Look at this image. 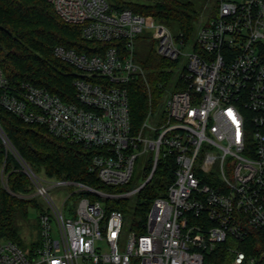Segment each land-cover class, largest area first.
Returning a JSON list of instances; mask_svg holds the SVG:
<instances>
[{
  "label": "built area",
  "instance_id": "2783aa9c",
  "mask_svg": "<svg viewBox=\"0 0 264 264\" xmlns=\"http://www.w3.org/2000/svg\"><path fill=\"white\" fill-rule=\"evenodd\" d=\"M47 1L99 46L88 54L52 48L75 72L74 100L28 81L10 83L0 70V106L92 148L87 170L103 185L125 186L106 190L36 171L0 128L2 164L10 153L27 190H9L2 164L0 185L40 203L35 242L22 248L0 238V264H201L203 251L227 237L264 230V0H216L215 12L186 38L106 0ZM143 31L171 63L165 83L155 84L156 102L134 59ZM139 83L146 108L133 124L128 92ZM140 155L141 180L134 183ZM161 159L171 164L168 175H155ZM143 187L153 190L143 230L121 240L124 214L104 205ZM243 257L235 251L233 264Z\"/></svg>",
  "mask_w": 264,
  "mask_h": 264
},
{
  "label": "trees",
  "instance_id": "16d2710c",
  "mask_svg": "<svg viewBox=\"0 0 264 264\" xmlns=\"http://www.w3.org/2000/svg\"><path fill=\"white\" fill-rule=\"evenodd\" d=\"M106 1L111 9H128L149 21L162 23L170 30L180 32L183 38L191 35L200 12L192 0ZM144 41L148 42L149 38L144 37ZM94 44L80 36L78 25L61 21L47 0H0V70L10 83L28 81L46 88L64 101L74 100L72 78L75 72L52 55V48L61 45L77 53L88 54ZM140 66L151 85L152 100L156 102L160 89L155 84L158 81L165 83L169 73L158 68L154 59L142 62ZM141 84L129 86V111L133 124L140 122L146 108L145 91ZM0 128L16 151L36 171L52 177L81 180L106 190L125 186L103 185L87 170L92 148L54 137L44 125L24 122L1 106ZM2 157L3 148L0 145V166ZM15 164L7 152L2 164L7 186L12 192L27 190L26 177L13 168ZM170 166L167 159H161L155 175H168ZM149 189L143 187L139 190L131 208L126 207L121 199H113L111 204L104 205V209H120L124 220L129 218L130 227L140 232L148 208L146 196ZM28 207L37 211L40 203L33 197H17L0 185V238L10 239L22 248L35 242L36 217L33 220L27 218ZM23 224L34 231L27 240L21 233ZM238 250L244 254L239 264H264V230H252L242 239L227 237L203 251L201 264H233V256Z\"/></svg>",
  "mask_w": 264,
  "mask_h": 264
},
{
  "label": "rangeland",
  "instance_id": "374dc122",
  "mask_svg": "<svg viewBox=\"0 0 264 264\" xmlns=\"http://www.w3.org/2000/svg\"><path fill=\"white\" fill-rule=\"evenodd\" d=\"M129 1H137V2H147L148 0H129ZM193 3L196 5V7L199 8L200 12L198 17L196 18V21L194 22L193 30L196 28V26L204 21L206 17L211 15L215 12L217 2L216 0H192ZM229 1H235L239 2L241 0H229ZM173 34H176V30H171ZM191 32V33H192ZM143 37V38H142ZM145 38H149V32L148 31H143L134 41V46H133V53H134V59L138 65H140L142 62L147 61V60H153L155 61L156 66L163 71L166 72L167 68L171 66V63L167 59H163L159 57L156 54V45L155 42L150 40L144 41ZM185 51V49H183ZM142 155L138 156L133 167V172L131 176V181L134 183H137L141 180L140 178V172H141V165H142ZM16 166V164H15ZM146 189H149V187H146ZM153 191L149 189V195L146 196L148 206L149 202L152 198ZM137 198V194H134L128 198L121 199L122 203L128 208H131L132 205L135 203V200ZM36 210L33 207H28L27 209V218L29 220H33L36 217ZM130 221L129 218H125L123 224H122V234H121V240L124 238L125 234L130 232V230L133 228L130 227ZM34 231H30L29 227L26 224H23L21 227V233L24 238V240H27L30 238V234L33 233Z\"/></svg>",
  "mask_w": 264,
  "mask_h": 264
},
{
  "label": "crops",
  "instance_id": "0c3cea01",
  "mask_svg": "<svg viewBox=\"0 0 264 264\" xmlns=\"http://www.w3.org/2000/svg\"><path fill=\"white\" fill-rule=\"evenodd\" d=\"M34 234V233H33Z\"/></svg>",
  "mask_w": 264,
  "mask_h": 264
}]
</instances>
